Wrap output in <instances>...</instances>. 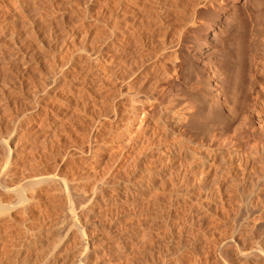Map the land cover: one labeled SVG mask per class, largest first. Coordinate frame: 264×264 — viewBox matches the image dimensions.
Returning a JSON list of instances; mask_svg holds the SVG:
<instances>
[{
	"label": "rangeland",
	"instance_id": "1",
	"mask_svg": "<svg viewBox=\"0 0 264 264\" xmlns=\"http://www.w3.org/2000/svg\"><path fill=\"white\" fill-rule=\"evenodd\" d=\"M124 1L0 0V264H264V0Z\"/></svg>",
	"mask_w": 264,
	"mask_h": 264
},
{
	"label": "bare ground",
	"instance_id": "2",
	"mask_svg": "<svg viewBox=\"0 0 264 264\" xmlns=\"http://www.w3.org/2000/svg\"><path fill=\"white\" fill-rule=\"evenodd\" d=\"M145 1V0H144ZM144 1H142V2H144ZM155 1V0H154ZM205 1V0H204ZM109 2V1H108ZM142 2H140V0H139V2L137 1V0H125L124 2H122V3H119V6H118V9L120 8V9H124V8H126V6L128 7V6H130V8L129 9H131V8H133V5L134 4H140V7L138 8L139 10H140V8H142L143 7V3ZM149 2V1H148ZM53 3V2H52ZM117 3V2H116ZM66 4V3H65ZM64 4V5H65ZM198 4L199 3H194L191 7H190V10H189V12H191V16H187V17H185V15L186 14H188L189 12H188V10H186V9H180V10H178L177 11V14L178 15H183L182 16V20L185 22V21H191L192 19H194V17H193V15L196 13V11H197V9H198ZM114 5V4H113ZM147 5V7L149 6L148 4H146ZM151 5V4H150ZM28 6V5H27ZM116 6V5H115ZM154 6V5H153ZM22 7V6H21ZM114 7V6H113ZM146 7V6H145ZM144 7V10H146V8ZM116 9H117V6L115 7ZM153 8V7H152ZM152 8H150V11L152 10ZM156 9V8H155ZM153 9V12H155L156 13V15H155V19H157V22L158 21H161V23H162V25L164 26V24H165V21H167L166 20V18L168 17V13L166 12L165 13V11H164V8H163V6H161V7H159L158 6V10L156 9ZM134 10L135 9H133V11L132 12H134ZM148 10H149V8H148ZM155 10V11H154ZM166 10V9H165ZM121 11V10H120ZM141 11V10H140ZM129 12V11H128ZM142 12V11H141ZM147 12V11H146ZM164 12V16L163 15H161L162 13ZM109 13V12H108ZM131 13V12H130ZM149 13V12H148ZM151 13V12H150ZM148 14L147 15V17L146 16H144V17H142L143 19H145V20H142L141 18H140V20H142L141 21V24H143L144 25V31H145V33L146 32H148V30H147V28H148V26H150L152 23L150 22L153 18V16L151 15V14ZM154 13V14H155ZM135 14H136V12H135ZM143 14V13H142ZM147 13H145V15H146ZM25 15V14H24ZM27 15V14H26ZM125 15V14H124ZM123 15V16H124ZM138 16V15H137ZM139 18V17H138ZM151 18V19H150ZM34 19V18H33ZM134 20V19H133ZM128 21V20H127ZM139 21V20H138ZM153 21V20H152ZM29 22H32V21H29ZM155 22H156V20L153 22L154 23V25L156 26L157 24H159V23H156L155 24ZM140 23V22H139ZM160 23V24H161ZM148 24V25H147ZM160 24L158 25V26H160ZM137 25V24H136ZM153 24L151 25V26H154ZM32 26V25H31ZM147 26V27H146ZM154 26V27H155ZM208 27H210L211 25H207ZM112 27V26H111ZM115 27V26H114ZM154 27H151V29H152V31H153V29H154ZM162 27V26H161ZM161 27H158V28H160L161 29ZM111 30V29H110ZM156 30H157V28H156ZM204 31V30H203ZM154 32V31H153ZM159 32V31H158ZM165 32V31H164ZM115 32L113 31V33L111 34V35H113V36H115V34H114ZM141 33V32H140ZM143 33V32H142ZM144 33V34H145ZM155 33V32H154ZM166 33V32H165ZM138 34V33H137ZM158 34V33H157ZM154 35V34H153ZM165 35V34H164ZM204 35H205V33L203 32V37H204ZM107 36V35H106ZM112 36V37H113ZM120 36V35H119ZM140 36V35H139ZM138 36V37H139ZM111 37V36H110ZM141 37V36H140ZM115 38V37H114ZM122 39V38H121ZM137 39V38H136ZM136 39H134V40H136ZM139 39V38H138ZM110 40V39H109ZM129 40V39H128ZM131 40H132V38H131ZM133 40V41H134ZM117 41V40H116ZM146 41V40H145ZM136 42V41H135ZM34 43V42H33ZM139 43L141 44L140 45V48H145L146 47V45L147 44H145V42H144V40L143 39H139ZM139 43H138V45H139ZM132 44V43H131ZM126 45V44H125ZM136 45V44H135ZM139 47V46H138ZM137 48V47H136ZM198 48H200V47H198ZM116 49V48H115ZM143 50V49H142ZM147 50V49H146ZM197 51H199V49L197 50ZM122 53V52H121ZM132 53V52H131ZM137 54V53H136ZM129 55V54H128ZM143 55V54H142ZM140 56H138V58H139ZM136 58H137V56H136ZM136 58H135V60L134 61H136L135 63H138L139 62V64H138V66H137V69L136 68H134L136 71L138 70V68H139V74L140 73H144L145 72V75H146V73H147V62L149 61V59H144V58H142V56H141V58L142 59H139V61H137L136 60ZM135 63H133V64H135ZM151 64V63H150ZM136 65V64H135ZM134 66V65H133ZM151 71H148V72H152L153 71V73H155V72H159L160 73V71L162 70V64H161V61L160 60H158L157 59V61H153V65H152V67L151 68H149ZM133 71V70H132ZM153 73H151L152 75H154ZM79 74V73H78ZM148 74V73H147ZM155 75H156V73H155ZM83 76V75H82ZM152 76L150 75V74H148V75H146L145 76V79H146V82L145 83H141L142 84V88L144 89V90H140V92L141 91H143V92H145V89L147 88V89H149V88H151V87H155V84H156V82L155 81H153L154 79L153 78H151ZM143 80V79H142ZM141 81V80H140ZM139 81V82H140ZM151 84H152V86H151ZM150 85V86H149ZM147 91V90H146ZM137 93V92H136ZM148 93V92H147ZM138 94V93H137ZM140 95V94H139ZM58 106V105H57ZM59 110V109H58ZM31 177V176H30ZM81 231V230H80ZM79 232V231H78ZM82 232V231H81Z\"/></svg>",
	"mask_w": 264,
	"mask_h": 264
}]
</instances>
